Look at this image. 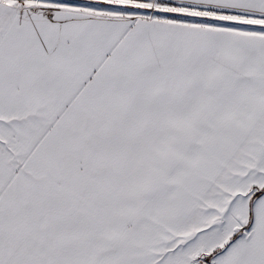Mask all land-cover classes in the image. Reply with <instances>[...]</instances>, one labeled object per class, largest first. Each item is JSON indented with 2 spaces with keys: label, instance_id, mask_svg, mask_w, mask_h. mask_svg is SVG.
Returning a JSON list of instances; mask_svg holds the SVG:
<instances>
[{
  "label": "snow or ice",
  "instance_id": "snow-or-ice-1",
  "mask_svg": "<svg viewBox=\"0 0 264 264\" xmlns=\"http://www.w3.org/2000/svg\"><path fill=\"white\" fill-rule=\"evenodd\" d=\"M0 264H264V0H0Z\"/></svg>",
  "mask_w": 264,
  "mask_h": 264
}]
</instances>
